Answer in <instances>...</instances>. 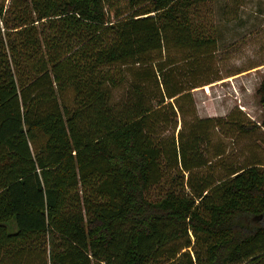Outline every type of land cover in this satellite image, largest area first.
Listing matches in <instances>:
<instances>
[{
	"label": "trees",
	"instance_id": "obj_1",
	"mask_svg": "<svg viewBox=\"0 0 264 264\" xmlns=\"http://www.w3.org/2000/svg\"><path fill=\"white\" fill-rule=\"evenodd\" d=\"M5 1L0 264H264V162L208 154L214 127L264 126V75L258 122L198 116L190 90L215 79L192 76L214 0Z\"/></svg>",
	"mask_w": 264,
	"mask_h": 264
},
{
	"label": "rangeland",
	"instance_id": "obj_2",
	"mask_svg": "<svg viewBox=\"0 0 264 264\" xmlns=\"http://www.w3.org/2000/svg\"><path fill=\"white\" fill-rule=\"evenodd\" d=\"M112 2L125 6L124 0ZM202 10L201 15L213 21L217 42L212 53L200 57L196 64L199 69L192 74L199 80L215 78L190 89L197 115L226 117L232 111L241 110L240 116L244 114L249 120L260 121L263 110L256 89L264 75V0H214L202 6ZM168 54L178 59L185 56V51L174 48L160 56ZM178 65L175 74L178 79H186L187 62L181 61ZM124 90L123 86L114 88L113 96L119 98ZM179 126L178 116L176 133ZM210 131L209 155L219 145L224 149L223 158L228 161L244 162L255 155L264 162V126L242 133L225 123ZM215 162L212 167L220 170V163ZM161 188V185L153 186L149 194L156 196Z\"/></svg>",
	"mask_w": 264,
	"mask_h": 264
}]
</instances>
